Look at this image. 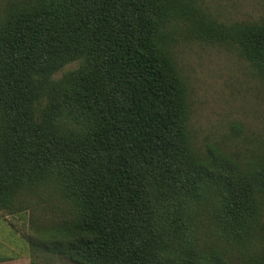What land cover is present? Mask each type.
<instances>
[{"label": "trees", "instance_id": "16d2710c", "mask_svg": "<svg viewBox=\"0 0 264 264\" xmlns=\"http://www.w3.org/2000/svg\"><path fill=\"white\" fill-rule=\"evenodd\" d=\"M203 18L194 0L0 3V211H51L33 250L264 264V136L249 157L203 152L172 51L184 31L233 46L264 82V17Z\"/></svg>", "mask_w": 264, "mask_h": 264}, {"label": "rangeland", "instance_id": "374dc122", "mask_svg": "<svg viewBox=\"0 0 264 264\" xmlns=\"http://www.w3.org/2000/svg\"><path fill=\"white\" fill-rule=\"evenodd\" d=\"M194 3L202 9L205 20L229 24L256 22L264 17V0ZM197 18L201 21L200 16ZM172 51L190 92L189 126L196 145L203 152L218 146L241 158L258 151L264 136V82L250 63L233 46L187 37L185 31L176 36ZM75 66L76 62L67 64L56 76ZM50 216L51 211L43 210L38 203L13 215L0 211L2 247L8 242L10 248L15 245L12 253L28 255L35 264H76L63 256L31 248L29 239L40 236L33 228L47 225Z\"/></svg>", "mask_w": 264, "mask_h": 264}, {"label": "crops", "instance_id": "0c3cea01", "mask_svg": "<svg viewBox=\"0 0 264 264\" xmlns=\"http://www.w3.org/2000/svg\"><path fill=\"white\" fill-rule=\"evenodd\" d=\"M4 241L8 242L6 239ZM2 243L4 242L0 240V264H31L28 255L23 253L17 254V252L12 253L11 248L15 249V245L10 248L8 242L5 247H2Z\"/></svg>", "mask_w": 264, "mask_h": 264}]
</instances>
